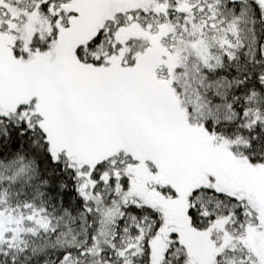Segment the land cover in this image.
I'll use <instances>...</instances> for the list:
<instances>
[{"label":"snow or ice","instance_id":"1","mask_svg":"<svg viewBox=\"0 0 264 264\" xmlns=\"http://www.w3.org/2000/svg\"><path fill=\"white\" fill-rule=\"evenodd\" d=\"M0 264H264V0H0Z\"/></svg>","mask_w":264,"mask_h":264}]
</instances>
